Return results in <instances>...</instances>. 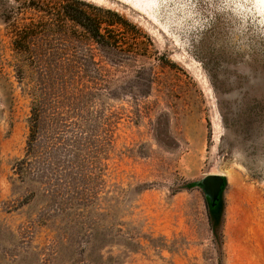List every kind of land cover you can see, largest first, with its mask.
Instances as JSON below:
<instances>
[{
  "label": "rangeland",
  "instance_id": "obj_1",
  "mask_svg": "<svg viewBox=\"0 0 264 264\" xmlns=\"http://www.w3.org/2000/svg\"><path fill=\"white\" fill-rule=\"evenodd\" d=\"M56 1L0 0V264H264V0H77L122 18L117 52L57 30ZM45 92L99 128L92 202L63 215L13 169ZM209 174L226 177L222 255Z\"/></svg>",
  "mask_w": 264,
  "mask_h": 264
},
{
  "label": "trees",
  "instance_id": "obj_2",
  "mask_svg": "<svg viewBox=\"0 0 264 264\" xmlns=\"http://www.w3.org/2000/svg\"><path fill=\"white\" fill-rule=\"evenodd\" d=\"M56 3L53 21L57 30L69 29L72 38L80 41L85 37L105 50L114 52L126 50L122 46L126 45L125 42L119 37L123 22L118 14L77 0ZM39 8L44 11L41 6ZM30 37L28 31L18 33L13 43L15 49L27 51ZM29 62L36 64L33 59ZM55 71L58 75L66 76L68 62L67 64L59 62ZM61 79L63 82L66 77ZM59 100V96L46 92L33 100L25 156L16 162L13 169L14 174L18 175L22 182L28 175L35 176L37 179L35 182L41 184L42 188H47V197L55 203L56 214L63 215L75 211L80 206L79 209L87 208L92 202L85 182L92 177L91 172L87 173L86 169L93 164L88 159L95 157L88 150L87 142L99 128L92 129L91 126L88 127L91 124L78 118L82 117L83 108L76 107L74 102L63 106ZM76 117L78 119H74ZM222 195L215 206L206 198L210 226L219 255L223 254ZM76 213L78 211L74 213V217L79 216ZM101 232L97 230L96 233Z\"/></svg>",
  "mask_w": 264,
  "mask_h": 264
},
{
  "label": "water",
  "instance_id": "obj_3",
  "mask_svg": "<svg viewBox=\"0 0 264 264\" xmlns=\"http://www.w3.org/2000/svg\"><path fill=\"white\" fill-rule=\"evenodd\" d=\"M225 183V176L221 174H209L196 184L201 186L206 198L215 206L224 191Z\"/></svg>",
  "mask_w": 264,
  "mask_h": 264
}]
</instances>
